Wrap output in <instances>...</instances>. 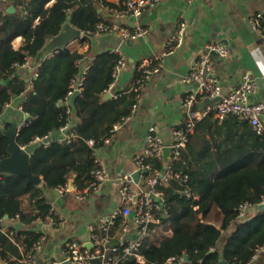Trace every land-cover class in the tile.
I'll list each match as a JSON object with an SVG mask.
<instances>
[{
	"label": "trees",
	"instance_id": "1",
	"mask_svg": "<svg viewBox=\"0 0 264 264\" xmlns=\"http://www.w3.org/2000/svg\"><path fill=\"white\" fill-rule=\"evenodd\" d=\"M50 1L13 0L17 8H23V13L0 10V115L8 103L21 99L22 110L30 116L16 138L21 146L50 136L67 122L71 125V105H66L64 100L80 70L78 62L83 54L66 47L51 52V56L41 60L31 89L29 81L19 73V66L26 64L29 58L41 57L39 53L47 40L59 33L69 15L72 23L85 32L84 41L103 20L95 5L98 0H55L46 7ZM18 36L24 38L21 49H15L12 43ZM119 58L117 52H105L90 66L74 103L80 123L68 130L76 132L80 128L79 136L72 141L51 140L33 153L32 170L43 177V184H27L24 176L0 175V222L6 215L10 219L19 214L24 226L19 229L16 224H10V232L0 230V255L8 264H19V259L39 236L29 224L51 212L47 193L66 185L72 177L79 189L86 187L94 179V151L105 145L114 124L128 115L138 102L132 86L140 77V71L128 95L120 92L116 99H102V93L113 81V70ZM213 117L210 114L200 120L196 131L203 120ZM6 126L11 125L6 122ZM239 127L242 129L236 131L237 137L227 144V149L221 151L223 145L216 144L217 151L212 155L208 141L197 152L193 151L191 142L188 143L180 159L173 161V168L189 175L190 194L183 192V185L176 180L159 186L169 206V214L162 217L161 224L171 229V235L160 238L156 231L143 243L141 254L145 263L124 257L121 264H167L170 257L185 254L190 264H217L222 258L230 264L251 261L257 249L264 245V212L251 220L239 219L238 207L244 202L260 204L263 201L264 134L257 133L245 120L239 122ZM91 139L95 141L93 147L88 143ZM8 144L9 139L0 128V159L8 156ZM152 162L157 168L164 167L161 161L153 159ZM214 210L223 215L220 227L210 222ZM234 223V230L220 250L223 232Z\"/></svg>",
	"mask_w": 264,
	"mask_h": 264
},
{
	"label": "crops",
	"instance_id": "2",
	"mask_svg": "<svg viewBox=\"0 0 264 264\" xmlns=\"http://www.w3.org/2000/svg\"><path fill=\"white\" fill-rule=\"evenodd\" d=\"M122 1L98 0L95 5L98 4L102 9L99 13L102 14L103 20L112 23L114 15L109 9V4L121 7ZM54 2L55 0H51L46 7ZM12 4L14 5L13 0H0V10L7 12V8ZM22 9V7H16L15 12L23 13ZM258 12H264V0H164L155 8L146 10L141 16L132 18L131 22L126 21L132 30L136 27L147 28L148 33L143 37L123 38L120 31L112 30L98 36H91L85 41L83 39L74 40L66 46L70 51L83 54L80 66H89V68L96 58L105 52L118 50L122 52L126 57V65L111 90L115 93L123 92L128 95L145 58H162V66L151 75L146 83L138 100V108L134 117L115 134L109 143L99 149L98 154L106 164L108 171V180L102 191L93 193L83 200L77 199L74 192L59 194L56 190H52L47 193L52 207L63 216L64 222L59 226L46 228L49 237L39 253V264H43L49 258L61 259L63 247L70 238L77 239L84 245L90 243V224L96 222L101 216L111 213L118 206L120 199L118 175L121 171L135 170L134 157L141 152L146 142L149 126L155 125L164 140L172 141V129L183 126L187 119L183 98L196 88L194 83L185 81V76L190 72L195 61L205 52L208 44L220 42L230 50L229 56L225 59L214 54L216 57L214 75L220 80L223 93H228L238 86L243 76L249 73L258 82V89L252 99L264 103V36L250 22ZM181 21L187 24L186 41L174 53L165 56V42ZM12 43L15 49H21L24 45V38L18 36ZM47 56H51V53H45L38 59L29 58L26 64L19 66V73L29 81V84L41 60ZM258 80L261 82L259 83ZM106 92L108 90L102 93L104 101L116 99L113 95L105 98ZM15 100H20V106L16 112L21 127L28 121L29 118H26L28 113L22 110L21 99L15 98L13 102ZM70 105L71 127H77L80 118L74 103L71 102ZM12 109L10 107L5 110L0 116V123L5 125L6 122L10 123L9 112ZM240 121L235 116L222 122L215 117L207 118L205 122L203 120L201 127L195 130L189 141L193 146V151L202 150L207 141L210 144L211 155L217 151L216 144L223 145L221 151L226 150L227 144L237 137L236 131L242 129L239 127ZM208 125L211 127H206ZM75 131L79 136L81 129L78 128ZM66 136L67 133L60 129L51 133L49 141H62ZM73 178L70 181H73ZM24 201L27 205L28 195L24 196ZM260 204H251L243 219L251 220L263 213L264 207L260 208ZM222 218L221 211L214 210L210 222L220 227ZM11 222V218L6 219V232H10ZM17 223H21L20 220ZM29 226L36 228L32 223ZM235 226L234 223L223 232L219 245L220 250ZM171 233L167 231L163 234L162 232L164 236H169ZM23 250L21 246L20 251ZM0 260L2 264H8V260L3 259L1 255ZM184 264L190 263L185 262ZM252 264H264V250L258 254Z\"/></svg>",
	"mask_w": 264,
	"mask_h": 264
},
{
	"label": "built area",
	"instance_id": "3",
	"mask_svg": "<svg viewBox=\"0 0 264 264\" xmlns=\"http://www.w3.org/2000/svg\"><path fill=\"white\" fill-rule=\"evenodd\" d=\"M163 1L123 0L121 7L109 6L114 15V21L108 23L105 20H101L97 23L96 29L91 32V36H98L103 32L118 30L121 32L123 38L128 36L143 37L148 33V29L136 27L132 30L126 23L127 19L139 17L146 10L155 8ZM250 22L264 36V12L256 13ZM186 29V22L181 21L165 42V56L174 53L176 49L185 43L187 36ZM84 35L85 32L83 31V37ZM116 52L120 54V58L113 70V81L108 88L110 92L115 86L120 72L126 65L125 55L119 50ZM214 52L217 53L218 57L223 59L227 58L230 54V50L225 44L215 42L208 44L205 52L195 61L190 72L185 76V81L194 83L196 86L194 90L188 92L183 98V105L187 110L185 124L172 129L173 139L171 142L164 140L155 125L149 126L146 142L141 152L134 157L135 170L121 171L118 175V193L120 198L118 206L111 213L101 216L89 226L90 243L92 245L87 246L77 239H69L63 247V257L61 259L49 258L43 264H62L65 261H68L70 264H121V260L124 257H130L139 263H145V258L141 254L143 243L148 238H151L156 231L160 238L164 236V232H172L171 229H166L161 224L162 217H167L169 214V206L159 186L176 180L183 185L182 191L190 194L187 186L189 175L174 170L173 161L180 159L182 151L187 147L198 122L210 114L219 122L235 116L240 120L247 121L257 133L264 134V103L252 99L258 89L256 78L247 73L243 76L238 86L228 93H223L222 84L214 75L216 63ZM81 62L82 60L78 62L79 66ZM161 66L162 58H145L142 61L139 68L141 75L132 86V90L137 93L138 100L151 75L157 72ZM88 70L89 66H82L73 78L70 91L64 100L66 105L71 104L75 91L81 93ZM37 76L38 68L33 74L29 87L32 88L34 86L33 80ZM111 93L115 98L121 95L120 92ZM217 97H220V99L206 105L201 110L194 108L195 104L199 101ZM11 106L12 103H8L5 110ZM137 108L138 102L133 105L128 115L123 116L114 124L110 135L105 138V144L109 143L115 134L134 117ZM70 127L69 122L61 127V130L67 133L64 139L68 141H72L78 136L77 132L68 131ZM47 137L49 138L50 136L44 138ZM42 139L38 138L36 141ZM88 143L93 147L95 141L91 139ZM167 146L172 147V155L170 161L165 163L164 149ZM94 154L96 155V166L92 171L94 179L83 189H79L74 182L73 187L70 188L68 182L66 185L55 189L59 194L74 192L77 199L83 200L93 193L102 191L105 182L108 180V171L106 164L98 154V150H95ZM153 159L161 161L164 167L162 169L155 167L152 162ZM136 171H140L138 182L134 177ZM262 202H264V198ZM250 205L251 203L244 202L238 207L239 219L245 217ZM132 212H134L133 218L130 217ZM18 220H20L19 214L15 218H11L12 222L10 224H16ZM5 222L6 218H3L0 222V230L2 231L7 230V223ZM63 222V216L58 214L53 207L48 215L34 219L32 224L38 228L39 236L34 241L30 250L19 259V264H39L38 256L47 240L46 228L59 226ZM263 250L264 245L257 249L248 264H252ZM185 262L187 261L184 255H177L170 257L167 264H184Z\"/></svg>",
	"mask_w": 264,
	"mask_h": 264
},
{
	"label": "water",
	"instance_id": "4",
	"mask_svg": "<svg viewBox=\"0 0 264 264\" xmlns=\"http://www.w3.org/2000/svg\"><path fill=\"white\" fill-rule=\"evenodd\" d=\"M96 7L99 12H102V9L96 4ZM16 11V7L12 4L7 8V12L13 13ZM128 22H131V18L127 20ZM83 39V30L79 27L75 26L71 21V15H69L63 24L61 30L58 34L50 37L42 50L39 53V56H43L45 53H51L53 51H56L61 48H65L67 45H69L72 41ZM215 55H217L216 52H214ZM10 80H8L9 82ZM259 83L261 80H258ZM2 83L4 81H1ZM80 92L75 91V93L72 96V103H75L77 97L79 96ZM112 93L110 91L106 92L105 98L111 97ZM220 97L217 98H206L202 101H199L195 104L194 108L201 110L206 105L211 104L219 100ZM20 106V100H15L12 102V110L9 112L10 117V127L8 128L5 124L0 123V128L3 130L7 138L9 139V144L7 146L8 156L0 159V175L3 174H11V175H19L24 176L27 178V184H35V185H41L44 182V179L39 174H35L32 170L31 165V157L33 153L42 145L47 142H49L50 138H43L42 140L35 141L33 143H30L25 146H21L16 138L18 136V132L20 130V119L18 117V114L16 112V109H18ZM29 114H26V118H29ZM100 150L98 151V153ZM172 155V147L167 146L164 149V162L168 163L170 161ZM139 175L140 171H136L134 173V177L136 181H139ZM69 187H73V182H69ZM264 204H260V208H263ZM134 212L130 214V217L133 218ZM6 219L9 218V215L5 216ZM16 226L21 229L23 227L22 223H17ZM34 230L38 231V228H33ZM87 246H91L92 244H86ZM185 260L188 262L189 257L187 254L184 255ZM0 264H2L0 260ZM62 264H70L68 261L63 262ZM217 264H230V262L222 258L218 261Z\"/></svg>",
	"mask_w": 264,
	"mask_h": 264
},
{
	"label": "rangeland",
	"instance_id": "5",
	"mask_svg": "<svg viewBox=\"0 0 264 264\" xmlns=\"http://www.w3.org/2000/svg\"><path fill=\"white\" fill-rule=\"evenodd\" d=\"M133 226V225H132ZM56 227V226H55ZM49 237V234L47 233V238ZM70 239H74V238H70Z\"/></svg>",
	"mask_w": 264,
	"mask_h": 264
}]
</instances>
